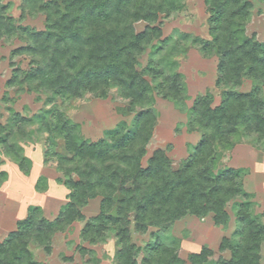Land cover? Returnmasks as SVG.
Wrapping results in <instances>:
<instances>
[{"label": "trees", "instance_id": "1", "mask_svg": "<svg viewBox=\"0 0 264 264\" xmlns=\"http://www.w3.org/2000/svg\"><path fill=\"white\" fill-rule=\"evenodd\" d=\"M204 4L209 38L191 40L203 56H217L215 85L221 89V100L212 106L208 93L194 99L188 125L201 138L193 152L173 167L162 149L153 150L146 164L142 158L156 119L153 93L184 107L183 76L175 70L171 54L158 55L170 41L161 38L158 19L180 10L183 0H21V16L44 14L42 30L16 25L7 14L8 4L0 0V36L18 33L25 44L12 53L30 57L29 69L15 68L8 84L43 91L48 102L85 93L106 97L114 87L128 100L126 112L134 113L130 125L122 121L95 141L83 139L76 125L54 106L32 119L12 113L6 124H0L4 152L27 173L30 159L11 136L14 130L23 134V123L38 122L51 136L45 157L55 160L67 188V201L54 219L43 217L37 205L27 208L0 241V264H46L34 258L29 245L49 253L53 234L84 219L81 208L95 197L100 198L99 212L85 221L80 236L95 243L112 232L116 264H138L140 247L130 239V216L138 233L156 229L140 264H186L177 246L159 235L185 215L210 214L215 224H225V207L237 198L242 200L236 202L235 238H223L218 251L204 247L189 252L187 262L261 264L264 224L250 208L249 194L239 181L240 169L217 165L221 151L241 137L255 135L264 144V40L246 34L249 0H204ZM138 22L144 23L140 31L135 29ZM147 47L148 61L138 69V57ZM244 79L257 84L238 91ZM57 139L62 140L61 151ZM5 177L0 170V182ZM224 250L229 251L228 258L221 255Z\"/></svg>", "mask_w": 264, "mask_h": 264}, {"label": "rangeland", "instance_id": "2", "mask_svg": "<svg viewBox=\"0 0 264 264\" xmlns=\"http://www.w3.org/2000/svg\"><path fill=\"white\" fill-rule=\"evenodd\" d=\"M251 12L246 24V34H255L260 41L264 40V0H249ZM8 4L7 14L12 16L16 25L29 26L35 30L44 29L43 13L24 14L21 16V0H2ZM208 12L204 0H183L180 10L165 17L160 15L158 25L161 38H170L158 54H171L175 70L180 72L185 83L184 107H177L171 100L153 93V107L156 119L151 136L146 144V154L142 163L153 150L162 149L170 158L173 167H178L193 152L200 141L199 131L189 129V107L199 95L210 94L212 106L221 100V89L215 85L217 76L216 55L203 56L192 38L199 36L209 38ZM144 26L143 22L135 24L136 31ZM25 44L18 35L0 36V124H6L12 113L31 118L53 106L60 109L77 127L79 135L86 140L95 141L103 137L107 129L124 121L130 125L134 113L126 112L128 100L122 98L116 88H111L106 97L85 93L80 98L55 97L48 102L49 95L43 91L29 90L8 84L13 70H28L30 57L15 55L12 51ZM171 47L174 49L171 51ZM150 47L138 57V69L146 65ZM257 81L244 79L238 91H249ZM264 99V86H262ZM51 99V98H50ZM50 117V115H49ZM23 134L14 130L11 141L22 149V154L30 159L28 172L19 168L17 163L4 152L0 144V170L6 177L0 182V241L15 228L18 219L26 215L27 208L37 205L41 215L48 220L54 219L60 207L67 201V188L61 182L63 174L57 170L54 159L45 157L49 137L38 122H25ZM57 150L62 149V140H55ZM232 167L240 169L239 181L249 194L252 212L264 224V144L256 141L255 135L239 138L231 148L222 150L217 168ZM237 198L227 203L225 209L228 220L225 224H215L211 215L204 217L185 215L174 221L168 229L161 233L163 242L177 246L178 255L187 262L189 252H198L206 247L218 251L223 238H235L237 227L235 212ZM100 198L87 201L81 208L84 219L76 220L57 231L51 238V250L46 253L42 247L34 243L29 245L34 258L46 264H116V238L108 232L101 240L89 243L82 240L80 232L85 221L99 212ZM130 239L140 247L138 264L144 255L146 243L153 241L151 234L156 230L150 227L145 233H138L133 227V216H130ZM85 250L82 251L81 248ZM224 258L229 251L221 252ZM260 263L264 264V247L260 251Z\"/></svg>", "mask_w": 264, "mask_h": 264}]
</instances>
